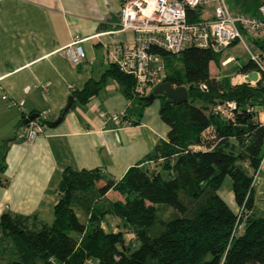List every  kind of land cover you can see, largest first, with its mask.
<instances>
[{
	"label": "trees",
	"instance_id": "16d2710c",
	"mask_svg": "<svg viewBox=\"0 0 264 264\" xmlns=\"http://www.w3.org/2000/svg\"><path fill=\"white\" fill-rule=\"evenodd\" d=\"M185 12L188 21H196L201 8ZM253 41L264 60V36ZM158 53L165 67L163 81L191 85L182 103L154 97L168 132L145 160L157 163L158 170L134 165L114 180L99 169L65 167L51 223L34 214H0V264H264V215L249 214L252 174L264 153V124L254 121L253 108L247 110L264 104V72L253 85L245 81L230 85L209 72L210 62L218 60L221 50L189 46L177 54ZM177 55L182 71L175 65ZM251 70L258 69L249 58L238 68L241 74ZM106 78L115 80L127 98L142 106L152 101L140 99L133 77L116 64L71 95L85 102ZM194 100L208 105L234 101V116L207 112ZM37 121L49 124L40 117ZM226 176L240 214L218 194ZM98 181L103 183L97 186ZM111 190L122 198L99 202ZM167 209L170 212L165 214ZM106 215L118 217L132 229L133 249L125 244L121 229L101 227Z\"/></svg>",
	"mask_w": 264,
	"mask_h": 264
},
{
	"label": "crops",
	"instance_id": "0c3cea01",
	"mask_svg": "<svg viewBox=\"0 0 264 264\" xmlns=\"http://www.w3.org/2000/svg\"><path fill=\"white\" fill-rule=\"evenodd\" d=\"M254 1L250 14L259 3ZM120 6V0H0V214H34L49 224L65 167L99 169L118 180L131 166H152L145 156L168 132L157 99L142 106L112 78L85 102L71 95L115 64L133 42L131 30L117 27ZM74 40H80L85 53L75 66L65 55ZM229 46L218 57L221 67ZM212 62L209 72L217 78ZM70 95L73 105L62 114ZM253 110L254 121L264 124V104ZM34 112L49 123L61 119L53 126L44 124L32 140L17 139L27 125L22 120ZM99 112L119 115L125 124L103 120ZM225 195L220 196L237 211L232 190ZM252 196L249 214L264 215V167L252 183Z\"/></svg>",
	"mask_w": 264,
	"mask_h": 264
},
{
	"label": "built area",
	"instance_id": "2783aa9c",
	"mask_svg": "<svg viewBox=\"0 0 264 264\" xmlns=\"http://www.w3.org/2000/svg\"><path fill=\"white\" fill-rule=\"evenodd\" d=\"M197 7L201 8L199 19L188 21L185 9ZM208 8H211V13H207ZM117 27L120 31L131 30L133 42L121 50L115 64L120 71L133 77L134 92L145 96L165 77L159 50L177 54L189 46L220 51L232 43L244 45L243 35L264 34V0H260L254 14L231 13L224 0H127L120 6ZM248 52L259 76L260 72H264V60L260 55ZM65 55L72 65L81 63L85 53L80 40H74L65 49ZM218 107L224 115L233 118L234 101L219 103ZM98 115L103 120L125 124L119 115L105 112ZM42 131L43 125L36 118L18 131L16 138L32 140ZM262 167L264 154L252 174V183ZM237 212L240 214L241 208Z\"/></svg>",
	"mask_w": 264,
	"mask_h": 264
},
{
	"label": "rangeland",
	"instance_id": "374dc122",
	"mask_svg": "<svg viewBox=\"0 0 264 264\" xmlns=\"http://www.w3.org/2000/svg\"><path fill=\"white\" fill-rule=\"evenodd\" d=\"M226 5L229 7L231 12H235V11H240L242 13H246V14H250L252 13V11L255 8V1L254 0H224ZM264 34L263 33H253V34H245L243 35V41H244V45L242 43H237L235 45L229 46L226 50H224V53L229 54V56L224 57L223 60H220V64L223 65V67H221L218 63V61H214V65L212 62V72H218L217 74V79H226L228 80L230 85H236L242 81L241 80V76H245L246 74H240L239 76V72H238V65H240L241 63L245 62L248 60L249 58V52L251 51L254 54H260V50L258 48V46L254 43L253 39L257 38V39H261L263 38ZM178 57V55L176 56V58ZM219 57V55H218ZM224 62V63H223ZM223 63V64H222ZM175 65L176 68L180 69L181 71L182 69V63L180 62V58L175 59ZM170 72V71H169ZM168 73V71H167ZM212 73V74H214ZM259 78V76H258ZM256 82V81H255ZM255 82H250L252 85ZM193 103L196 106H200V107H204L205 106V110L211 111L213 114H220L221 116L224 115L225 113L222 112V110L218 107L219 104H214V105H208V104H203L200 100H194ZM253 108V106H248L247 110H251ZM190 148H194V146L189 145ZM159 166L157 165V163H152L151 169H157L158 170ZM103 183V181H98L97 182V186L101 185ZM228 189V190H227ZM225 191H229L231 192V180L228 176H226L223 179V182L220 186V188L218 189V193L224 197L226 199V195H225ZM122 196L117 193L116 191H108L103 197H99V202L108 204L109 202L115 200V199H121ZM232 204V203H230ZM232 208L234 207L233 205H231ZM168 211L165 213L167 214L168 212H170L169 209H167ZM50 219V218H49ZM52 222V220H51ZM50 222V223H51ZM101 227H103L104 229H109V230H122V232L124 233V238H125V244L131 246V248L133 249L136 246L135 240L133 239V233H132V229L129 227H125L122 225L121 221L119 220L118 217H115L113 215H106L103 222L100 224ZM154 230V228H153Z\"/></svg>",
	"mask_w": 264,
	"mask_h": 264
},
{
	"label": "water",
	"instance_id": "95a60500",
	"mask_svg": "<svg viewBox=\"0 0 264 264\" xmlns=\"http://www.w3.org/2000/svg\"><path fill=\"white\" fill-rule=\"evenodd\" d=\"M258 80V74L255 70L249 72L248 74H246L244 76V81L245 82H255ZM190 86L186 87V86H174L169 84L166 81L160 82L159 84H157L156 86H154L151 91L141 97V100L144 101H151L154 99V97L156 95H163L165 97H167V99H169L170 101L173 102H185L188 99V93H187V89L190 88ZM72 96H68L67 98V103L64 106L63 110H62V114L70 107V105L72 104ZM38 117L37 113H31L29 114L26 118L23 119L22 123L26 124L34 119H36ZM61 117L59 116L56 120L52 121L49 123V125L53 126L55 124H57L60 121Z\"/></svg>",
	"mask_w": 264,
	"mask_h": 264
}]
</instances>
